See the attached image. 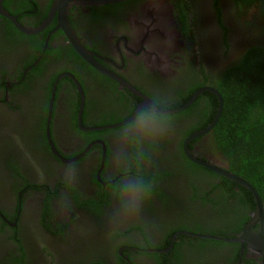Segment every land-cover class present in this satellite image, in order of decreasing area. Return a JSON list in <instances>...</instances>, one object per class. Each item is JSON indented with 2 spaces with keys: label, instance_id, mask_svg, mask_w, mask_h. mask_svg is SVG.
<instances>
[{
  "label": "flooded vegetation",
  "instance_id": "flooded-vegetation-1",
  "mask_svg": "<svg viewBox=\"0 0 264 264\" xmlns=\"http://www.w3.org/2000/svg\"><path fill=\"white\" fill-rule=\"evenodd\" d=\"M54 1L0 0V264H219L236 248L238 264L242 256L257 261L245 245L220 239L242 232L254 197L253 209L237 186L240 196L223 195L220 179L183 149L195 130L184 132L209 107L199 96L210 91L170 113L135 110L141 95L163 110L182 106L198 88L214 87L215 73L245 49L264 45L258 5L243 12L241 0L73 4L64 28L55 12L35 33L19 29L47 21ZM69 34L107 72L87 63ZM196 101L174 121L154 117ZM207 133L187 148L226 168ZM129 187L144 197L138 211Z\"/></svg>",
  "mask_w": 264,
  "mask_h": 264
},
{
  "label": "trees",
  "instance_id": "trees-1",
  "mask_svg": "<svg viewBox=\"0 0 264 264\" xmlns=\"http://www.w3.org/2000/svg\"><path fill=\"white\" fill-rule=\"evenodd\" d=\"M237 3L243 12L257 4L264 20V0H241ZM181 21L184 23L182 17ZM261 27L264 34L263 22H261ZM213 79L212 85L222 96L223 108L213 129L207 133L212 144L211 150L218 155L219 161L226 160V168L229 171L245 178L264 197V45L258 43L248 47L234 60L217 71ZM204 84L205 82L200 85ZM203 93L204 95H202ZM203 93L199 98L201 96L208 97L209 107L200 111L201 122L192 129H186L184 135L199 130L213 120L218 105L217 98L211 92ZM195 105H198L197 101L185 111L165 116L154 114V117L157 121H174L181 118L182 114L192 112ZM191 165L193 164L189 162V166ZM195 166L192 169L201 172L199 167ZM202 170L206 175L220 179L221 184L219 186L224 190L223 195L240 196L233 186L239 187L245 193V198L250 202L251 208L254 209L253 196L245 187L223 176L216 175L206 168ZM209 202L214 205L220 200ZM211 209L214 210V208ZM199 240L204 243L217 242ZM218 242L220 244L225 243ZM201 245V243H197L194 248L198 250ZM238 250L236 248L234 258L219 264H238ZM244 257L242 256L239 264H259L253 258ZM213 262L216 263V261Z\"/></svg>",
  "mask_w": 264,
  "mask_h": 264
},
{
  "label": "water",
  "instance_id": "water-1",
  "mask_svg": "<svg viewBox=\"0 0 264 264\" xmlns=\"http://www.w3.org/2000/svg\"><path fill=\"white\" fill-rule=\"evenodd\" d=\"M118 1H122V0H55L52 4L51 13L49 15L48 20L45 21L42 25H40L37 28L23 27V26H20L18 24H17V26L19 27V29L22 32L35 33L37 31H39L42 27L47 25L50 22L53 15L55 14V12H58L59 25H60V27L64 28L63 22L66 21V13H67V10H68L70 5H73V4H76V5L77 4H105V3H113V2H118ZM175 34L173 33V35H175ZM68 37H69L71 44L74 46L75 50L78 52V54L83 59H85V61L87 63L91 64L92 66H94L96 68H99L100 70L107 72L104 68H102L94 60L93 53L91 51L82 47L78 41L73 39L72 35L69 34ZM109 74L112 78H117L121 83H123L132 92H134L138 95H141L129 83L125 82L121 78H118L117 76L113 75L112 73H109ZM77 86H78V90L81 91V88H80L78 83H77ZM203 91H210L213 94H215V96L217 97V100H218L217 110H216V113L214 115L213 120L209 124H207L206 127L202 128L200 130H197V131L191 133L190 135H188L186 137V139L184 140V144H183L184 152H185L186 156L191 161H193L197 164L203 165V166L207 167L208 169H210L211 171H213V172H215L221 176H224L231 181H234V182L242 185L243 187L247 188L251 192L252 196L254 197L256 207H255L254 211L251 213L250 221L246 224V226L242 230V232L239 233L236 237L220 238V239L224 240L226 242L239 243L241 250L243 249V247L245 245L247 251L256 256L255 258L257 259L258 263L264 264V201H262L260 195L258 194V191L245 178L229 171L225 167H221L217 163H213L211 161H205V160H202L200 158H197L195 155L191 154V151L187 148V144L190 140L194 139L197 136H200V135L207 133L216 124V122H217V120L221 114L222 108H223V99H222V96L219 93V91L215 87L203 86L201 88H198L185 104H183L182 106H180L178 108L171 109V110H167V109L163 110V109L159 108L154 102H152L151 99H149L146 96L141 95L144 100L141 104L138 105L137 109L135 110V113L139 109H141L142 107L149 108L150 110L157 112V113H160V114H165V113H170V112L175 111V110H180V109L187 107L191 102H193L195 100V98L198 96V94L203 92ZM82 95L83 94L81 91V96ZM135 113H134V115H135ZM123 123H120V124H123ZM116 125L117 124L110 125L108 127L116 126ZM255 225H256V228H254ZM184 233H186L188 235L195 236V237L214 238V239L219 238L217 236L203 235V234H198V233H190V232H184Z\"/></svg>",
  "mask_w": 264,
  "mask_h": 264
},
{
  "label": "clouds",
  "instance_id": "clouds-1",
  "mask_svg": "<svg viewBox=\"0 0 264 264\" xmlns=\"http://www.w3.org/2000/svg\"><path fill=\"white\" fill-rule=\"evenodd\" d=\"M127 198L129 202L135 206L137 211L139 210L140 203H142L144 200V197L140 195L139 190L131 187H129V190L127 192Z\"/></svg>",
  "mask_w": 264,
  "mask_h": 264
},
{
  "label": "rangeland",
  "instance_id": "rangeland-1",
  "mask_svg": "<svg viewBox=\"0 0 264 264\" xmlns=\"http://www.w3.org/2000/svg\"><path fill=\"white\" fill-rule=\"evenodd\" d=\"M251 11H252V10H250V11L248 12V14H249ZM191 15H195L193 11L191 12ZM194 19H195V17H194ZM195 39H196V38H195ZM210 222H211V221H210ZM209 255H211V254H207V256H209Z\"/></svg>",
  "mask_w": 264,
  "mask_h": 264
}]
</instances>
